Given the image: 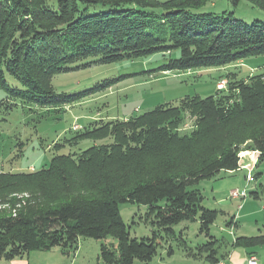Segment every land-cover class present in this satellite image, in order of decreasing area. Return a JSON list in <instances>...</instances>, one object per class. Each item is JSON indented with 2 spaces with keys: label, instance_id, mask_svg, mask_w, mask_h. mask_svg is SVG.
Instances as JSON below:
<instances>
[{
  "label": "trees",
  "instance_id": "16d2710c",
  "mask_svg": "<svg viewBox=\"0 0 264 264\" xmlns=\"http://www.w3.org/2000/svg\"><path fill=\"white\" fill-rule=\"evenodd\" d=\"M209 1L0 0V86L9 92L0 111L10 114L28 105L58 112L111 86L105 80L80 93L55 90V75L89 59L88 64H109L161 54L162 72L223 67L264 55V21L246 22L226 11L195 12ZM248 1L264 10V0ZM98 5L106 10L88 12ZM174 51L180 55L172 57ZM7 76L18 85L11 86ZM235 76L230 73L227 88L215 95L186 96L127 119L94 121L66 140L112 137L111 143L79 154L57 153L38 170H0V203L20 192L29 195L0 208V259L54 247L71 253L82 238L111 235L118 245L101 243L104 264H151L161 242L176 237L174 226L197 218L208 239L195 247L183 241V252L206 264H219L228 247L264 245V219L257 235L233 242L212 235L218 211L205 208L195 188L222 170L238 169L244 147L258 150V161H264V72ZM188 113L196 119L182 133ZM124 202L146 206V220L155 226L151 237L130 235L119 206Z\"/></svg>",
  "mask_w": 264,
  "mask_h": 264
},
{
  "label": "rangeland",
  "instance_id": "374dc122",
  "mask_svg": "<svg viewBox=\"0 0 264 264\" xmlns=\"http://www.w3.org/2000/svg\"><path fill=\"white\" fill-rule=\"evenodd\" d=\"M165 1V0H161ZM106 10L102 6H89L88 12L95 13ZM233 12L236 18L246 22L264 21V10L248 0H242L234 6L231 0H211L206 5L195 9L197 13L212 12L222 14ZM157 31H159L157 29ZM174 51L172 57H178ZM166 59L161 54L135 59L99 64L91 63L93 59L72 65L73 70L57 74L52 84L58 93L75 94L87 91L105 80H112L109 87L96 89L78 102L67 104L58 112L46 108H33L19 105L10 114L0 111V170L28 172L48 166L57 153L79 154L83 150L102 143H111L112 137L102 140L83 139L68 143L66 140L75 136V130L82 129L94 121L105 122L116 119H127L154 109L164 103L177 104L186 96L200 95L207 97L218 92L217 82L229 80L230 73L236 74L235 79L241 80L249 75L264 72V55L246 58L243 64L231 63L223 67L195 68L193 70L160 71L159 68ZM11 86L18 82L7 76ZM229 83V81H228ZM228 85V84H227ZM9 92L0 86V101ZM196 117L188 113L186 121L179 131L189 132L193 128ZM74 129V130H73ZM63 146L55 148V144ZM246 153L254 150L244 147ZM241 152V153H242ZM247 157V156H246ZM259 158V157H258ZM254 163L253 168L241 167L247 160H242L235 170H222L211 178L202 179L195 188L204 197L202 205L218 211L210 232L217 237H225L229 241L235 235L253 236L260 232L264 219V161ZM251 176L248 178L247 175ZM246 190V197L232 196V191ZM251 192H257L258 197ZM27 193L7 196L6 203H0V208L12 206V200L25 199ZM13 198V199H12ZM17 198V199H15ZM1 200V199H0ZM120 210L132 237L138 239L151 237L155 226L151 219L146 220L147 208L137 203H120ZM234 219L237 226L229 225ZM176 237L162 241L158 254L168 252L172 247L176 252L183 253L186 241L189 247L205 242L208 237L200 231V221L185 220L174 226ZM182 232V236H181ZM181 238H184L181 239ZM101 245L106 243L115 248L117 238L107 236L105 239L86 238ZM203 264L202 259H199Z\"/></svg>",
  "mask_w": 264,
  "mask_h": 264
},
{
  "label": "crops",
  "instance_id": "0c3cea01",
  "mask_svg": "<svg viewBox=\"0 0 264 264\" xmlns=\"http://www.w3.org/2000/svg\"><path fill=\"white\" fill-rule=\"evenodd\" d=\"M244 60L238 63L243 64ZM242 162H240L241 164ZM234 226V225H232ZM257 235V234H256ZM238 236L235 235L230 241H234ZM229 253L219 264H250L251 256L257 257V264H264V245L255 247L234 246L228 247ZM100 245L89 239H80L79 245L74 252L65 253L60 247L50 250H32L23 256L16 257L11 261L0 259V264H104L99 258ZM203 264H206L203 261ZM151 264H200L199 259L187 256L184 252L157 254Z\"/></svg>",
  "mask_w": 264,
  "mask_h": 264
},
{
  "label": "built area",
  "instance_id": "2783aa9c",
  "mask_svg": "<svg viewBox=\"0 0 264 264\" xmlns=\"http://www.w3.org/2000/svg\"><path fill=\"white\" fill-rule=\"evenodd\" d=\"M227 84H228V81L225 78L221 79V80H219L217 82V89L218 90H224V89L227 88ZM241 152L239 154L240 158H241V161L244 160L245 158H247V160H248L244 164L241 163L242 164L241 167H245V168L248 167L251 170L253 168V166H254V163L257 161L260 152L258 150H254V153H246L245 151H243L242 153ZM247 177L251 178V176L249 175V172H248ZM232 196L245 198L246 197V190H244L242 192H239L238 190H233L232 191ZM249 263L250 264H257V257L254 256V255L251 256L249 258Z\"/></svg>",
  "mask_w": 264,
  "mask_h": 264
}]
</instances>
